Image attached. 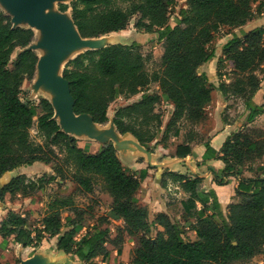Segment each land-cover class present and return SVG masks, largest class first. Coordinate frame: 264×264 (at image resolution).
I'll use <instances>...</instances> for the list:
<instances>
[{"label":"trees","instance_id":"1","mask_svg":"<svg viewBox=\"0 0 264 264\" xmlns=\"http://www.w3.org/2000/svg\"><path fill=\"white\" fill-rule=\"evenodd\" d=\"M172 5L173 0H72L68 5L58 4L60 11L70 10L82 38L124 31L133 21L137 32L155 33L162 42L160 70L152 73L146 70L148 57L136 41L86 50L68 60L62 71L73 112L87 114L97 124L107 122L109 106L117 98L129 101L140 94L116 108L112 121L120 134H131L147 151L154 145L166 148L170 136L179 137V122L196 124L204 118L213 85L199 68L214 58L209 44L221 27H242L264 12V0H186V7L178 12L179 22L171 25ZM33 38L31 29L14 27L0 9V177L35 163L51 164L53 174L36 179L18 174L2 187L0 200L18 194L29 197L57 179L60 185L68 172L69 180L82 193L93 192L99 178L111 203L108 215L87 226L79 238V230L86 226V211L70 196L53 198L34 228L26 215L8 210L0 221L3 240L11 238L22 247L36 248L44 240L56 238L57 250L80 264H94L98 257L106 260L109 242L119 255L122 248L115 244L124 237L136 239L130 264H251L255 256L264 255V164L253 167L245 163L260 155L261 143L237 130L223 142L220 155L213 151L212 156L224 164L213 181L224 185L229 176L238 180V201L228 205L226 216L215 193L201 190L202 178L174 171L163 173L162 186L168 180L186 194L181 201L183 223L165 212L151 214L137 198L144 170L134 172L125 167L112 143L102 145L96 153L86 152L77 139L61 131L47 99L40 97L37 104H31L22 98L23 83L33 78L38 61L34 51L25 49ZM223 60L238 76L232 89L248 97L254 95L260 87L254 71L261 65L264 68V27L244 32L241 38L233 35L223 45ZM151 84L157 85L156 91L149 92ZM230 86L220 83L218 90L226 96ZM161 102L172 106L164 129L156 109ZM245 107L248 122L264 113V103L257 105L250 98ZM33 128L39 142L31 137ZM193 143L191 136L178 143L175 157L190 155ZM203 146L211 150L208 142ZM243 170L252 175L242 176ZM64 212L69 213L63 216ZM108 218L122 222L113 237L103 226ZM186 227L195 232L194 238L187 235ZM0 264L8 263L0 260Z\"/></svg>","mask_w":264,"mask_h":264},{"label":"rangeland","instance_id":"2","mask_svg":"<svg viewBox=\"0 0 264 264\" xmlns=\"http://www.w3.org/2000/svg\"><path fill=\"white\" fill-rule=\"evenodd\" d=\"M186 7V0H173V5L169 10V23L176 24L179 22V10L181 8ZM133 21L128 27V32L126 37H129V40L124 41L123 36L116 34H106L99 37L94 38L96 42L92 44V47H100L105 45L106 43L111 42H119V38L122 42L126 44H130L131 42H138L140 44L139 49L143 53L144 56L148 57L146 62V70L149 73L153 71L160 70V57L163 53V45L162 42L157 39V34L151 33L146 34L143 32H133ZM254 27H264V12L257 18L249 21L246 25L239 28H230L227 26L221 27V30L214 36L213 40L209 44V48L214 51V58L211 59L208 63L202 65L199 68V71L206 73L208 80L212 83V99L209 105L205 108V116L204 118L196 123L190 124L185 121L179 122L180 128V136L175 138L173 136L169 137V140L166 142V148L161 149V145H154L152 149L155 153V162L166 160L172 158L173 152L175 150V146L183 142L188 137L194 138L193 144H199L205 142L209 139V136L213 133V130L219 126V121L221 123H230L237 127L238 130L244 131L251 136V139L257 141L259 144L261 143V153L259 156L253 155L251 159H246L245 163L248 166L257 167L258 165L264 164V113L256 117L252 122H248L247 120V112L245 107V100L250 98V100L257 104L261 105L264 103V68L259 66L255 71L254 75L258 78L260 83L259 89L248 97V94H240L235 92L232 89V83L237 79V75L231 72V69L227 66L226 62L223 60V45L227 42L233 35H238L240 38L243 36L245 30L254 28ZM117 38V39H116ZM112 41H111V40ZM92 41V40H91ZM247 75V74H245ZM34 81L26 80L23 83V92L22 98L31 103L37 104L38 99L42 97L38 92H34L32 85ZM220 83H225L231 85L228 93L222 95L221 91L218 90V85ZM157 85L151 84L149 92L156 91ZM61 94V93H60ZM140 97L136 95L132 97L129 101H126L123 98H117L113 103L110 104L108 113L109 115H113L116 108L122 106L128 102H132ZM157 111L162 115V126L164 129L168 120L171 117L172 106L166 102H161L156 107ZM36 119V117H35ZM218 123V126H217ZM31 137L34 141L39 142L41 139L36 133L35 128L30 131ZM159 134L155 141L160 138ZM154 141V142H155ZM154 142L150 143L153 145ZM78 145L80 147H84V142H79ZM89 149L91 150L92 147ZM95 151L94 149L91 150ZM152 151V150H151ZM150 152V151H148ZM61 156V155H60ZM136 155L134 154V157ZM138 161V160H137ZM158 163V162H157ZM181 165H177L175 169H179L183 171V163L179 162ZM251 163V164H250ZM52 165H46L43 163H35L28 167H20L10 172L6 179H11L12 177L18 174H25L30 179H36L43 174H53ZM186 170V169H185ZM164 173V172H163ZM162 173V175H163ZM187 173V172H185ZM67 179L64 182H61L58 185L60 179L57 181L51 182L47 184L44 189L33 193L29 197H24L18 194L14 197L6 196L3 201L0 200V221L8 210H13L22 214L23 216L28 217L29 224L32 228L37 226L40 219L44 215L46 211L47 204L55 197L59 196H70L74 204L76 206L81 207L86 214L84 215L86 225L85 228L79 230L78 238L83 235L87 226L91 227L97 224V220L100 218L106 217L108 215L109 206L111 203V198L105 191L103 187V183L99 178L94 181V190L91 193H82L78 189H76V185L69 180L68 172H66ZM3 179V178H2ZM0 179V181L2 180ZM203 181L200 184L201 190H203ZM178 186L177 184H173L167 180L166 187L163 186L165 191L163 192V198L168 201L169 206L171 207V212L173 214L171 217L178 222H182V219H177V217L182 218V207L179 206V202L183 199H186V194L179 191V189L175 188ZM181 190V189H180ZM212 191V190H211ZM214 192V191H213ZM197 207H200L197 204ZM69 212H64L63 216L67 215ZM104 219V218H103ZM106 225L103 226L108 227L110 229L111 237L116 235L117 229L122 226L121 221H115L112 219H107ZM187 235H191V231L189 229L186 230ZM155 233L153 232L152 235ZM0 260L4 263L8 264H22V261L26 260L25 256H32V251L26 250L25 247L21 245H17L12 241L11 238L2 240L0 239ZM43 245V243H42ZM136 245L135 238L124 237V240L118 245L115 244L117 248H122V252L117 256H112L108 259V261L103 260L101 257L95 258L93 260L94 264H130V256L133 248ZM114 246L113 243L109 242V248ZM124 247V251H123ZM43 253L46 252L49 254L52 260H48L46 263L54 262L55 260L59 261H67L69 264H80L75 258L72 256H66L63 258L61 254H54L53 249V239L51 241L47 240L44 243ZM61 255V256H60ZM251 264H264V255H257L251 261ZM241 264V263H234Z\"/></svg>","mask_w":264,"mask_h":264},{"label":"water","instance_id":"3","mask_svg":"<svg viewBox=\"0 0 264 264\" xmlns=\"http://www.w3.org/2000/svg\"><path fill=\"white\" fill-rule=\"evenodd\" d=\"M72 0H0L6 10L1 6L0 9L11 19L14 27L29 28L34 33L32 42L25 48L34 51L37 54L38 61L33 76V91L38 92L43 98L47 99L53 107V118L57 121L61 131L74 137L72 133H79L84 137L100 140L104 137L103 145L112 143L114 149L121 155L129 152L148 151L141 146L139 142L129 133L120 134L110 118V125L117 135H126L133 139L132 141L111 140L112 135L103 130L100 136H97L96 125L87 114H75L72 110L73 100L69 93L68 83L62 77V71L66 62L76 55L92 49H100L111 44H126L121 41L106 43L100 47H92L96 42L94 38H82L73 23L70 10L60 11L58 4H69ZM9 12V13H8ZM117 39V38H116ZM92 40V41H91ZM111 40V39H110ZM112 41V40H111ZM92 43V44H91ZM61 93V94H60ZM82 118H74V116ZM93 124L94 133L85 128L84 123ZM106 134V135H105ZM110 134V135H109ZM77 135V134H76ZM97 136V137H96ZM75 138V137H74ZM76 139V138H75ZM14 171V170H13ZM12 171L4 173L0 179V191L10 179L6 176ZM63 258L66 254H61ZM60 255V256H61ZM52 260L48 253H34L30 258L22 261V264H48ZM62 260V259H61ZM50 262L49 264H66L63 261Z\"/></svg>","mask_w":264,"mask_h":264},{"label":"crops","instance_id":"4","mask_svg":"<svg viewBox=\"0 0 264 264\" xmlns=\"http://www.w3.org/2000/svg\"><path fill=\"white\" fill-rule=\"evenodd\" d=\"M0 6L4 11L7 12V10L2 5H0ZM254 28H256V27H254ZM254 28L247 29V30H245V32H248L249 30L254 29ZM132 31L134 33L137 32L135 29ZM127 32H128V29H126L124 31H120L118 33H111V34H116V35L121 34L123 36L122 37L123 40L126 41V40H129V37H126V35H125V34H127ZM34 33L36 34V31H34ZM111 117H112V115H109V113H108L107 122H105L103 124L96 125L97 127H95V128H96L97 136H100V134L103 130H106L110 134L112 132L114 133V131L110 125V118ZM74 118H82V117L75 115ZM84 125H85V128H87L91 133L95 132L93 130V126H94L93 124L88 125L85 122ZM217 126H218V123H217ZM237 130H238L237 127H235L234 125H232L230 123H224V122L221 123L219 121V126L213 130V133L209 136V139L207 141H205V142H208L211 150H206V148H204L203 144L205 142H202L199 144H191L192 145L191 154L185 158H177V157H175L174 152H173L172 158H169L166 160L163 159L161 161H157L158 162L157 163V162H155L156 156H155L153 149H152V151L147 152V153L129 152L126 155H121L119 151H117L116 153H117L118 157L120 158L121 162L123 163V165L125 167L129 168L131 171L139 172V171L144 170L146 172V176L141 182V188L137 194V198H138L139 204L142 206H146L149 209V211L151 212V214H154L157 212H165L168 214H173L171 212V207L169 206L168 201H166L163 198V192L165 191L164 190L165 188L162 186V179H163L162 173L165 171H174V172H178V173H181L184 175L198 176V177L202 178V181L204 183L203 191L204 192H207L209 190L214 191V193L217 197V201L219 204L220 211L222 212L223 216H226L228 205L238 201V198L235 195V188L237 186L238 180H237V178H235L233 176H229L226 184L217 185L213 181V177H214V175L219 174L221 172V170L224 168V164H223L222 160L217 158L216 155L215 156H212V155H213V151L215 152V154L220 155L219 151H220V148H221L223 142L226 140V138L228 136H230L233 132H235ZM76 134L72 133V135L78 140V143L81 141L84 142V147H82V148L88 153H96L101 148V146L103 145V141L105 140L104 139L105 136L102 137L100 140H98L95 138L84 137V136L80 135L79 133H76ZM111 136H112L111 140H118L119 139L118 141H120V142L133 140V139H131V137L126 136V135H117L114 133V135L111 134ZM89 146H90V148L92 147V149H94L95 151L92 152L91 151L92 149L90 150ZM161 149H164V148L161 147ZM134 154L136 155L135 157H134ZM179 162H182L184 165L182 167L183 171L180 170V172L177 171L179 169H175L177 165H181ZM185 172H187V173H185ZM251 175L252 174L250 172H248L247 170H243L242 176L249 177ZM166 185H167V182H166ZM166 185H165V187H166ZM175 188L179 189L178 186H176ZM179 191L181 192V194L183 193L182 190L179 189ZM181 201L179 202L180 207H182ZM177 219L181 220V217H177ZM193 222L194 221H192L191 223H193ZM182 223L183 222H181V224ZM187 229H188V227H186V230ZM190 231H191V235H189V237L194 238L195 232L192 231L191 229H190ZM0 239H2V238L0 237ZM52 239H53L54 254L55 255L64 254L63 252L57 250L56 238H52ZM52 239H51V241H52ZM46 241L47 240H44L42 242L43 245L41 243V245L36 247V248H33V247H25V248H26V250L32 251V256H33L34 253L44 251L43 248H44V243ZM123 251H124V247H123ZM66 256H71V255L66 254ZM112 256H117V252H116V249L111 247V248H109V256L106 258V260L108 261V259L111 258ZM30 257L31 256H25V259H28ZM65 263L69 264L67 261H65Z\"/></svg>","mask_w":264,"mask_h":264}]
</instances>
